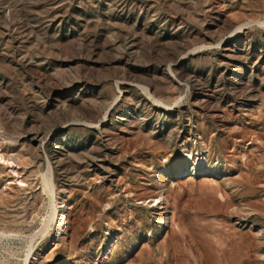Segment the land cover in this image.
I'll use <instances>...</instances> for the list:
<instances>
[{"label": "rangeland", "instance_id": "374dc122", "mask_svg": "<svg viewBox=\"0 0 264 264\" xmlns=\"http://www.w3.org/2000/svg\"><path fill=\"white\" fill-rule=\"evenodd\" d=\"M0 153V264H264V0H0Z\"/></svg>", "mask_w": 264, "mask_h": 264}, {"label": "bare ground", "instance_id": "6f19581e", "mask_svg": "<svg viewBox=\"0 0 264 264\" xmlns=\"http://www.w3.org/2000/svg\"><path fill=\"white\" fill-rule=\"evenodd\" d=\"M240 28L241 27H238L236 30H239ZM189 133H190V135H192L191 132H189ZM187 140H190V138L189 139L186 138V140L184 142H182V145H181L183 157L176 159L172 164V169L174 171L175 176L178 177L179 179H184V178L187 179V178L196 177V176L206 177L207 175L214 174L215 171L213 172L212 169L206 168V170H204L202 167L198 166L200 164L201 165L203 164V162L205 161L206 155L204 154L205 155L204 156L202 154H199L198 152L195 151L196 149H194V148H192V149L189 148L187 146V142H186ZM193 141L196 145L203 144L201 135L196 137V139L193 138ZM41 143L42 142L40 140V144ZM0 161L5 162V158H3L1 153H0ZM9 165L12 167L11 161L9 162ZM215 169H217V167H215ZM12 170L14 171L13 167H12ZM23 182L24 181H23V179H21V177H19L18 175L15 176V180L13 181V185L10 183L5 184V189L9 190L5 194L9 196V195H11L10 191L13 192L14 190L22 189ZM163 182H165V181L162 180V183ZM159 183L162 184L161 182H159ZM170 189H171V187H169L167 190L159 189L158 191L154 192L152 195H149L148 197L143 198L140 201V203L145 208H147L148 211H154L155 212L156 221H160V223H165V221L163 219L166 217V211L168 209V205H170V203H171V201H170ZM56 211H57V212H55L56 217H57L59 211L63 212L60 215V217L57 218L60 221H63L65 218V216L63 217V215L65 214L63 206L61 205L60 208L57 209ZM61 217H63V218L61 219ZM61 223L62 222H60V225H61ZM113 245L114 244H111V246L109 248L111 249V247ZM109 248L107 247V250H110ZM105 259H106V256L104 258L100 259L99 262L95 263V264H103Z\"/></svg>", "mask_w": 264, "mask_h": 264}]
</instances>
